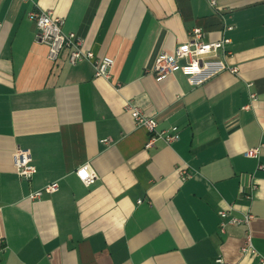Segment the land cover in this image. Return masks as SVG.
<instances>
[{
  "label": "crops",
  "instance_id": "0c3cea01",
  "mask_svg": "<svg viewBox=\"0 0 264 264\" xmlns=\"http://www.w3.org/2000/svg\"><path fill=\"white\" fill-rule=\"evenodd\" d=\"M50 11L84 51L113 61L55 62L29 13ZM231 27V30H227ZM230 40L228 65L191 87L178 71L158 79L155 59L189 41ZM185 61H180L184 64ZM255 95L252 101L250 95ZM130 104L177 128L171 144L135 126ZM108 141L103 143V141ZM262 146L259 160L244 156ZM36 173L20 179L16 149ZM264 0H0V264H259L264 258ZM96 175L85 186L76 171ZM190 174L183 179L178 170ZM39 201L27 195L50 183ZM252 215L247 226L220 230Z\"/></svg>",
  "mask_w": 264,
  "mask_h": 264
},
{
  "label": "built area",
  "instance_id": "2783aa9c",
  "mask_svg": "<svg viewBox=\"0 0 264 264\" xmlns=\"http://www.w3.org/2000/svg\"><path fill=\"white\" fill-rule=\"evenodd\" d=\"M212 9H216V0H207ZM29 18L34 22L36 28V37L40 43L47 47V58L55 62L61 52H67V61L73 66L82 61L91 63L94 69L95 77L108 78L110 68L113 61L108 57L97 59L91 51L82 49L81 40L74 33H64L62 30L63 23L61 19L54 17L50 11L35 10L29 13ZM228 27L227 30H231ZM230 40L221 38L212 43H204L202 41V32L200 29H193L190 33V39L187 43L178 46L173 54H161L154 62L153 73L158 79H162L171 75L178 70L191 87H197L208 80L228 72L237 73V68L227 64L226 59L230 56L228 49ZM184 60V64L180 61ZM250 99L254 101L255 95L251 94ZM126 111L134 120L135 126L145 130L150 134L146 147H150L157 140L163 141L165 144H171L177 139V128L173 127L169 130L158 131L157 122L154 119L145 117L139 110L132 105H126ZM108 142L103 141V143ZM261 145L248 149L244 156L249 159L259 160ZM12 163L17 176L26 181L30 180L36 173V167L33 164L31 153L25 149H16L12 155ZM264 166L258 164L257 170H263ZM179 175L183 179H189L190 174L183 169L178 170ZM76 175L85 186L92 185L96 180V175L89 169L87 165L76 171ZM58 191V183L53 182L45 185L39 190L32 191L27 195L30 201H39L46 196L52 195ZM221 219L220 230L222 231L227 225L231 226H247L252 220V215L245 213L242 218H231L226 221L227 212L219 213ZM243 255H250L258 259L259 264H264V258L261 257L253 248L250 235L247 233L241 247ZM216 264H221V259H217Z\"/></svg>",
  "mask_w": 264,
  "mask_h": 264
}]
</instances>
